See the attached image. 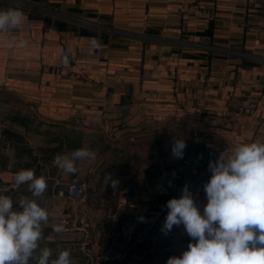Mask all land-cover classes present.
Wrapping results in <instances>:
<instances>
[{
  "label": "crops",
  "instance_id": "0c3cea01",
  "mask_svg": "<svg viewBox=\"0 0 264 264\" xmlns=\"http://www.w3.org/2000/svg\"><path fill=\"white\" fill-rule=\"evenodd\" d=\"M14 7L26 20L0 32V195L19 210L31 192L15 174L33 169L46 179L38 203L49 220L36 255L47 247L55 259L75 243L86 249L72 264H134L142 233L140 246L151 249L139 264H151L161 242L166 258L180 256L194 241L183 225L161 231L167 201L187 185L202 210L220 147L230 154L264 142V0H0V10ZM149 111L160 120H141ZM142 129L178 132L155 152V137L134 139ZM177 138L186 142L182 159L171 153ZM79 148L95 158L78 161L75 174L53 163ZM75 180L86 184L76 216L57 196ZM113 242L125 262L101 259Z\"/></svg>",
  "mask_w": 264,
  "mask_h": 264
},
{
  "label": "clouds",
  "instance_id": "9594fccd",
  "mask_svg": "<svg viewBox=\"0 0 264 264\" xmlns=\"http://www.w3.org/2000/svg\"><path fill=\"white\" fill-rule=\"evenodd\" d=\"M19 8L0 10V32L18 29L25 22ZM186 142L174 140L172 156L182 159ZM95 153L79 148L70 154L56 155L53 163L65 174H75L77 162L92 160ZM212 175L204 185L207 203L201 210L189 187L185 185L179 198L167 201L168 209L161 231L167 234L174 226L183 225L191 241L180 256H172L166 264H264V142L241 143L230 154L220 153L210 162ZM17 186L28 184L31 198L13 200L0 195V264H72L69 250L52 257L50 248L40 249L43 227L48 224L47 210L38 203L47 189L46 179L36 177L33 169H23L14 176ZM106 185L119 188L120 180L106 175ZM64 230L55 225L54 231Z\"/></svg>",
  "mask_w": 264,
  "mask_h": 264
},
{
  "label": "built area",
  "instance_id": "2783aa9c",
  "mask_svg": "<svg viewBox=\"0 0 264 264\" xmlns=\"http://www.w3.org/2000/svg\"><path fill=\"white\" fill-rule=\"evenodd\" d=\"M86 193V184L82 181H72L67 184L64 188L58 190L57 196L59 198L65 199L71 205L74 210V215H77L78 207L80 202ZM76 219V217H75ZM65 221V220H64ZM75 224V223H74ZM75 226V225H74ZM73 226H68L67 231H71ZM86 245L82 244H67L62 247V250H69L71 255L77 253L78 251L85 252ZM127 253L119 249L115 242L110 244L106 249L103 250L101 259L103 261L111 262H125L127 260ZM89 264H96V261L92 260Z\"/></svg>",
  "mask_w": 264,
  "mask_h": 264
},
{
  "label": "rangeland",
  "instance_id": "374dc122",
  "mask_svg": "<svg viewBox=\"0 0 264 264\" xmlns=\"http://www.w3.org/2000/svg\"><path fill=\"white\" fill-rule=\"evenodd\" d=\"M177 117H178V115H176L175 117H173L172 116V119L173 120H171V121H168V122H171V123H175L176 121H178L177 120ZM142 118H144V122H146V121H148V118H150V119H156V120H160V119H157V117L153 114V112H146V114H142V116H141V120H142ZM139 119V118H138ZM138 119H137V121H138ZM173 125V124H172ZM173 127V126H172ZM148 128V127H147ZM152 128V127H151ZM144 129V128H143ZM140 130V131H135L134 130V139L135 140H141L142 138H144V137H155V146H151L150 145V148L151 149H154V151L155 152H157V147H158V145H157V143H158V140H160V139H162V137H166V138H168V137H170V138H175L177 135L175 134V133H177L178 131H173V130H171V134L172 135H169V134H167L168 132H170V131H167V132H165L166 134H164V132L161 130V129H157V130H154V131H152L149 135H147L146 133H147V131H144V130ZM142 132V133H141ZM223 134H225V133H222L221 135H223ZM172 144H173V142H172ZM171 148H172V145H171ZM220 149L222 150H220V153L221 152H223V151H227L226 149H227V147H223V148H221L220 147ZM186 150H191V151H193V148L192 147H188ZM233 150V149H232ZM232 150H230V151H232ZM187 153H188V151H186ZM190 152V151H189ZM158 153H161V151H158ZM219 153V154H220ZM190 154V153H189ZM181 162H178V163H175L174 165H173V167L175 166V168L177 169V168H179L180 166H181ZM205 164H207V163H204V165ZM160 165V164H159ZM155 166H156V164H155ZM157 167V166H156ZM160 167V166H159ZM157 169V168H156ZM157 182H159V181H157ZM177 185H179V184H176L175 186H177ZM173 186V185H172ZM141 235V236H140ZM142 236H144V235H142V233H140V234H137L136 236H135V238H134V242H133V250H134V264H139L138 262L139 261H141L142 260V257H141V255L139 254V252L142 250H145V249H151V247H148V246H145V245H142V246H140L141 245V241L139 242V240L138 239H142ZM167 243V242H166ZM166 243H163V242H161V243H159V245H157V247L154 249L155 250V254H156V257H153V259H151L149 262L151 263V264H153V263H158V262H163V261H165V260H167L168 258H166L165 256H164V252H163V250H165V249H167V244ZM166 244V245H165ZM123 246H124V248L126 247V248H128V245L127 244H123ZM122 251H125V250H122ZM120 263V262H119Z\"/></svg>",
  "mask_w": 264,
  "mask_h": 264
}]
</instances>
